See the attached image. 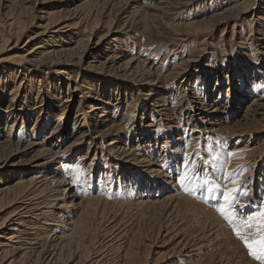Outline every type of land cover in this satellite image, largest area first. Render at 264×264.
I'll return each instance as SVG.
<instances>
[{
    "label": "rangeland",
    "instance_id": "rangeland-1",
    "mask_svg": "<svg viewBox=\"0 0 264 264\" xmlns=\"http://www.w3.org/2000/svg\"><path fill=\"white\" fill-rule=\"evenodd\" d=\"M254 1V8L247 14H232L229 19L221 20L213 19V16L240 4L241 7L246 0H0V32L10 39L5 50L0 49V112L10 105L12 89L17 87L15 110L25 117L26 114L21 112L25 109L30 117L27 122L24 120L22 128L20 120L19 125L15 124L11 130L5 128L6 122L1 123V134L7 135L10 131L13 138L19 133L24 140L32 139V129L39 120L40 131L33 139L37 142L44 140L62 115L58 105L65 97L70 82V92L74 93L72 99L76 102L62 121V131L67 137L64 145H69L74 139L71 133L77 123H74V116L78 109L82 110L79 113H82L80 119L84 127L93 128V137L98 136L107 126L100 118L90 116L89 106L102 102L86 99L82 90L74 92L82 75H86L90 82H96L97 91L91 94L101 98L103 92L111 93L114 103H120L118 109L114 105L116 111L111 117L114 122L123 123V132L113 136L120 146L132 148L141 156L146 154L153 162L160 159L163 149H168L175 161L172 164L169 159L166 167L174 177L172 181L154 180L149 172L157 166L145 167L139 162L141 156L135 160L117 156L110 153L105 144L97 145L98 149L93 145L88 163L84 155L91 142L87 141L83 147L70 153L75 160H70L69 153H64L51 166L47 164L43 170L38 169L40 173L37 175L45 176V180L40 178L43 181L38 183L37 191L44 189V192L39 194L36 206L39 208L34 210L37 215L50 212L47 218L52 219L54 226L53 230L48 229L45 221L41 222L43 216L39 221L28 219L21 227L23 238L29 243L39 236L43 239L55 238L62 235V229L69 224L71 227V222L80 214L91 227L85 236L78 231L73 242L58 244L47 240L38 252L45 256L51 252H57L58 257L62 255L56 264H260L248 254L218 208H225L229 215L241 205L247 207L244 212H238L241 215L264 208V144L260 150L253 151L255 144L264 139V128L249 136L236 129L211 131L202 129L205 124L197 115V108L205 106L203 102H213L218 96L219 112L210 114V111L208 114L211 119L213 115L221 118L226 114L224 112L232 111L229 115L235 116L229 125L233 126L249 114L253 115V108L248 110L251 100L264 97V20H261L264 18V0ZM50 13H54L51 19L56 23L44 32ZM15 19L22 30L17 46L9 26ZM188 24L196 26L197 30H193L195 27L187 29ZM107 34L112 37L97 47L89 46L92 48L84 53L81 67L67 65L76 64L80 59L89 36L91 44H95ZM35 46L48 49V52L60 51L55 61L62 65L36 69L22 63L30 70L29 74L24 73L23 66L19 67L16 61ZM67 48H76L77 54L61 52ZM113 55L124 62L133 60L135 64L141 62L147 69L151 68L159 78L151 76L147 82L156 84L153 86L155 90L149 88L151 84L143 86L141 82L130 81V77L123 79L118 72L88 69L93 61L104 62ZM72 68H77L81 75ZM14 69L17 71H12ZM69 70L71 81L65 75L70 74ZM140 88L147 89L148 95L153 96L140 99L144 98ZM159 97L162 98L158 103L166 105L167 111L151 113L153 107L150 105L156 103ZM42 101L45 113L37 119V115L32 113L35 105H40ZM48 110L50 115L46 117L44 114ZM8 124H12V120ZM151 124L153 126H149ZM259 126H264V120ZM248 137L252 139L247 141ZM111 139L109 136L106 141ZM147 141H152L153 146L150 147ZM94 149L99 151L95 153L96 157ZM176 149L178 151L175 152ZM8 152L0 147V161L9 155ZM23 159L30 158L24 156ZM54 171L57 172L51 177ZM58 171L61 173L57 174ZM185 173L190 178L194 174L198 177L186 181L190 191H185L180 183V177ZM34 175L29 166L7 164L5 169L0 167V189L8 185L14 187L12 182L21 176L32 178ZM206 180L208 185H205ZM133 181L138 183H134L135 189H130ZM154 181H157L158 190L151 186ZM61 184L69 187L67 194ZM217 184L221 187L214 189L209 198L206 187ZM233 188L239 189V192L233 193L236 202L229 205L222 193ZM143 193L149 194L146 204L141 202ZM72 195L77 198L74 210L70 208ZM13 199L14 196L1 199V225L12 212L24 207L23 204L14 205ZM80 202L81 206H78ZM88 202L97 207L91 215L80 211ZM215 223L220 224L227 238L218 231L214 235L216 240L208 242L209 248H201L202 239L199 238L203 230ZM7 228L9 225L0 231V235ZM80 243H83L82 248H79ZM186 243H189L187 247ZM229 244L231 249L227 250ZM64 246L63 252L60 251ZM191 248L199 250L197 256H194L195 252L190 253ZM87 249L92 254L84 260L86 256L83 254L86 255ZM18 259L15 264L21 263ZM31 259L26 264H45L43 256Z\"/></svg>",
    "mask_w": 264,
    "mask_h": 264
},
{
    "label": "bare ground",
    "instance_id": "bare-ground-1",
    "mask_svg": "<svg viewBox=\"0 0 264 264\" xmlns=\"http://www.w3.org/2000/svg\"><path fill=\"white\" fill-rule=\"evenodd\" d=\"M255 4H256V1H254V0H246V3L243 6L240 7V5H241L240 4L236 7H233L232 9H228L227 11H225V12H223L217 16H213V19L227 20L232 16V14H234V15L237 14V16H242V15L250 12L254 8ZM52 16H54V13L48 14V17H50V20H49L48 24L46 25L44 32H47L49 30V28H51V26H53L56 23V20L51 19ZM261 20H264V18H262ZM18 24H20V23H17L16 19H15V21L13 20L9 24L10 28L12 27L11 30L13 32V37L16 38L15 46H17V44L20 40V37L22 35L21 34L22 30L19 28ZM187 26H188L187 29H189L191 27H195L193 30H197L196 26H194V25L188 24ZM88 28H89V26H88ZM208 28H209V26L207 27V29ZM108 32H110V31H108ZM195 32H197V31H195ZM2 33L0 32V49L5 50L7 45H9L7 43L10 41V39L6 38L5 35ZM110 37H112V36L107 34L104 37L100 38L97 43L91 44V41H90L91 36H89L87 38L88 39L87 46L85 48L83 47L84 49H83V52L80 56V59H78L76 64H67V65L68 66H75L76 65V66L81 67L80 63L84 59V53L87 52L88 50H91L90 48L97 47L101 43H104ZM31 40H34V38ZM90 45H93V46L89 47ZM40 48H42L41 51H39ZM47 50H44L43 47L35 46V48L32 51H29L28 54L26 53L27 55L20 57L19 60L16 61V64L19 67L23 66V72L27 73V74L30 73V70L28 68H25V64H27V65L29 64L28 66H30V67L32 66L36 69H40L42 67H47V65L51 66V67L62 65L60 63L59 64L56 63V61H55V60H57L56 55H58V52H60V51L48 52ZM75 50H76V48H70V49L67 48V49H62L61 52L62 53L66 52L67 55L68 54L73 55L75 53ZM36 52H38L37 53L38 56L37 55L33 56V54ZM76 54L77 53H75V55ZM34 57H36V58H34ZM22 63H25V64H22ZM92 63L88 65L89 68L87 66H86V68H88L90 70H101V71L107 70L110 72H118L120 74L119 76L123 77V79L130 77V78H132V79H130V81L141 82L143 86H149V84H151V82H147L148 81L147 79H150L151 76L157 77L155 75V72L153 73L151 68L147 69V67H145L143 65V63L140 62V63L135 64L133 62V60H127L126 62H124L122 59H119L118 57H115L114 55L112 57H108L104 62H98L97 61V63H98L97 64L95 61H93ZM72 69H76L75 73L79 72L78 74L81 75L80 71H77L78 70L77 68H72ZM20 70H19V72H20ZM12 71H17V69H14ZM43 71L44 70H41L40 72L45 73ZM69 72H70V74L66 73L65 75L68 76V78H67L68 81H71L72 80L70 77L71 71L69 70ZM31 77H32V75H31ZM158 78L159 77H157V79ZM94 83H96V82H94V81L90 82L89 79H87L86 75H82V79L80 81V84H78L76 86L74 92H78V91L82 90L83 96L86 99L91 98V99L102 102V104L92 103L89 106L90 107V111H89L90 116L95 117V118H100V121L102 122V124L107 126L106 128L102 129L99 132L98 136L93 137V135H94L93 128L84 127V124H82V120L80 119L82 116V113H79L82 110L80 111V109H78L79 111H77V113L74 116V119H75L74 123H76V122L77 123L74 124V128H73V131L71 133V136L74 139L69 145H67V146L64 145V142L67 141V137H65V135L62 131V124H63L62 121H64V118L66 117L65 115L72 111L73 105L76 102V100L72 99L74 93L70 92V90H71V83L70 82L67 85V92H66V94H64L65 97L61 101L60 105H58V108L62 112V115H61L60 119L58 120L57 125L49 132V134L47 136H45L46 138H44V140H42L41 142H37L36 140L33 139V137L35 138L36 132L40 131L39 130L40 129L39 123H38L39 120L36 121V123L34 124V128L32 129V131L34 133V135L31 134L32 139L27 138L26 140H24L20 137L21 134H20V136L18 135L19 133L16 134L15 137L13 138L11 135L12 133H10V131L8 132L7 135H3L0 133V147L4 148V150H9V152H8L9 155H6L5 158H3L0 161V162L4 161V163L0 164V167L5 169V168H7V164H11V166L13 165L15 167L29 166L31 169H33V173L35 174L32 178L21 176V177H19V179L16 180V182H14V183L12 182V184H14V187H9L10 185H8V186L0 189V197L2 200H4L6 197L14 196V199L12 200L14 205H16V204H23L24 205V207L22 209H20L18 211L15 210L14 212H12L11 215L8 217V219L4 222V224L1 225V223H0V231L9 225V228L6 229L7 231L2 233V235H0V264H7L8 262H9L8 264H13V262L16 259H18V257H19V259H18L19 262L21 260V263H19V264H26V261L30 260L31 258L32 259L33 258L39 259V257H41V256H43V258H45V262H44L45 264H56V261L58 262L62 259V255L58 257L57 252H54V253L51 252V254L48 253L49 256H45L43 253L38 252L40 249H42L45 246V241H47V240L51 241L52 240L58 244H60L62 242H70V241L73 242V240L78 235V231H82V234H84V236H85L89 232V229L91 228V227L89 228L87 222L83 219L82 215L80 214L76 217L75 221L73 220L71 222L73 224L71 227H70V224L68 225L69 227L66 226L67 228L63 227L64 228V229H62L63 234L58 235L57 237L55 236V238L54 237H52V238L44 237V239H43L39 236V237H37V239H34V242H30V243L28 242V240H25L23 238V234H21V230H22L21 227L23 226V224H25V221L28 219H30L31 221H33V220L39 221L40 218L43 216L42 218H44V219L41 218V222H42V220H44L45 221L44 224L49 226L48 229L52 228L51 230H53V226H54V223H52V219L47 218V216H49L47 214H50V212H42V214L37 215V213L34 210V208H39V207H36L38 205L37 198H38L40 193L44 192V189L42 191L41 190L37 191L38 190V187H37L38 183L43 181V180H41L42 178H44V180H45V176L41 177V176L37 175L38 173H40L38 169L43 170V167L46 166L47 164H50V166H51L55 161H57L56 158L59 157L61 154L63 155L64 153L65 154L69 153L68 158L70 160L74 159L70 155V153H72L76 149H80L81 147H83L87 141L91 142V146L89 147L88 152L84 155V158L87 162H88V160H87L88 156L91 153V149H93V145H95V147H96L99 144H105L106 146H104V147H106V149L108 148V151L111 150L110 153L116 154L117 156H120V157H124V158L126 157L127 159L131 158V159L135 160V158H138V156H141V155H139V153H136V151L131 150L132 148L127 149L126 147L120 146V143L117 141V138L113 137L114 133L117 134V133L123 132V129H122L123 123L119 124V123H116L113 120H111V117L113 116V112L116 111V108L117 109L119 108L120 103H118V102L114 103L115 98L112 99V97H110L111 93L107 94V93L103 92L102 95H104V96H102L101 98H98L97 95H95V94H91V92L97 91V88H95ZM153 86H156V84H154V85L151 84V86L149 88L152 90H155V87H153ZM16 89H17V87L12 89L13 91L10 95L12 97L9 101L10 105H7L6 107H4V109L1 110V112H0V124L3 122H6L5 128H10V130L13 128V126L15 124H16V126L19 125V120L21 122V125H20L21 128L24 127V120L26 119V122H27L30 118L29 114H28L29 111H26L25 109H24V111H21L24 114H26L25 117H23V115L21 113H19L15 110L14 104L18 103L17 95H16L18 91ZM140 90H141L140 94H142L144 96V98H140L142 100L149 99V96H151V97L153 96V94L148 95L150 93H148L147 89H141L140 88ZM118 91H119V89H118ZM100 92H101V90H100ZM121 95H122V99H123V97H124L123 93H121ZM83 96H81V97L83 98ZM119 96L120 95H118V97ZM138 96H140V95H138ZM81 97H79V98H81ZM59 98H61V97H59ZM161 98L162 97H159L158 99H156L155 100L156 103L152 102V104L150 105L151 107H153L152 109H150L151 113L157 112V111H159V112L167 111L166 105L158 103V101ZM117 101H119V99ZM203 103H205L203 105H205L206 107L203 106L202 108L201 107L197 108V111H198L197 115L200 117V120H202V123L205 124L203 127L201 126L202 129L208 128L211 131H217V129H219V130H229V129L234 130V129H236V130H239V132L240 131L243 132L244 136H247V135L249 136L250 134L256 132L257 130H261V127L264 128V126H259V123H262L264 120V97L254 98L253 100H251L250 104H249L250 107H248L249 108L248 110L253 108L251 110L253 115L251 116V114H249L247 117H245L243 120H239L233 126L229 125L230 123L233 122V119L235 116L233 114L229 115V114H231L232 111L224 112L226 114L224 116H221V118L213 115L214 118L211 119L210 114H215V113L219 112L218 106H219L220 100H219L218 96L215 97V100L213 102L208 101V102H203ZM114 105H117L116 108ZM111 106H113V107L110 108ZM129 107L131 108V106H129ZM34 110L35 111H34V113H32V115L36 114L37 119L39 117H42V114L45 113L43 101L40 103V105H38V106L35 105ZM32 111H33V109H32ZM130 111L131 110H129V112ZM210 111H211V113L208 114ZM20 114H21V116H20ZM49 115H50V111L48 110V112L46 114H44V116L49 117ZM161 116H162V114H161ZM126 118H127V116H126ZM9 120H12V124H8ZM100 121H98V122H100ZM83 122H84V120H83ZM77 124H78V127H77ZM149 126H153V124H151ZM109 136H111L112 139L110 141H106V139ZM251 139L252 138H250V137L246 138L247 141H250ZM149 140H152V137H149ZM263 140L258 145L255 144L256 146L253 147V151H257V150H260L261 148H263L262 147V144H264ZM27 142H30V143H27ZM147 142L149 143L150 147L153 146L152 141H147ZM123 144H125V143H121V145H123ZM247 144L249 145V143H247ZM97 149H94V157H96L95 153L99 152V151H97ZM176 151H178V149H176L175 152ZM168 152H169L168 149H166V150L163 149V153L161 155H159L160 159H158L154 162L152 160H149L147 158L146 154H144L140 157L139 162L141 164H143L145 167H151L153 165L157 166V168H153V170L151 172H149L150 174H152V177L154 180L166 179V180L172 181V179L174 178L173 175L170 172H168V170L166 168V167H168L169 159H171L172 164H174V162H175L174 159H172L170 157ZM5 154H7V153H5ZM24 156L27 158H30V159H28V160L23 159ZM90 157H92V156H90ZM16 160H19V161L16 162ZM23 160H25V161H23ZM91 160L92 159H90V161ZM56 172L57 171H54L52 173L51 177L55 176ZM59 173H61V171L60 172L58 171L57 174H59ZM46 180H48V179H46ZM47 182H49V180ZM135 182L136 181H133L132 183H130V185H129L130 189H135V186H134ZM154 182H153L154 184H151V186L154 187V189L158 190V186L156 184L157 181H154ZM136 183H138V182H136ZM61 185H64V184H61ZM172 186L174 188L176 187L173 184H172ZM253 186H254V183H252V189H253ZM152 187H151V189H152ZM34 188H36V191L35 190L32 191ZM68 188L69 187H66V184L63 186V190L66 194L69 190ZM141 195H142L141 196V202L145 203V204L148 203L147 200H148L149 194L146 193V195H145L143 193ZM71 198H72V201L70 202V208L73 207L72 210H74V208H75L74 203L77 201V198L75 199V195H72ZM1 199H0V202H1ZM247 199L249 200V198H247ZM64 205L67 206L66 204H64ZM78 206H81V202L78 204ZM237 206H239V205L237 204ZM40 208H41V206H40ZM62 208L63 207H61L60 209H62ZM49 209H52V208L49 207ZM233 209H231V210H233ZM246 209H247V207H240V208H238V210H235V211L237 213L240 211V213H241V212H244ZM96 210H97V207L94 206L93 202H88L85 207L80 209L81 213L82 212L87 213L88 215L95 213ZM48 221H51V222H48ZM6 223L8 224L7 226L5 225ZM206 227H207V230L206 231L203 230V233L201 234V236L199 238V239H202L200 244H202L201 248H203V249L209 248L210 244L208 242L210 240H213V241L216 240V236L214 238V235H216L218 233V231L222 232L223 237L226 236V234H225L226 232L225 233L223 232V230L220 227V224H218V225L216 224L214 226L207 225ZM27 228L29 229L30 227H27ZM70 228H73V230ZM34 230H35V228H34ZM37 233H38V231H37ZM225 238H227V237H225ZM83 239H84V237H83ZM79 242H80V240H79ZM76 243H78V242H76ZM82 244H81V247H79V248L83 247ZM68 245L70 246V244H68ZM84 245H85V243H84ZM188 245H189V243H186L185 247H187ZM228 248L231 249L230 244L227 245V250H228ZM63 249H65V246L62 249H60V251H62ZM197 251H199V250L191 248L190 253L193 254L195 252L194 256H197L196 255V254H198ZM82 252H83V250H82ZM91 254H92V252L89 251V249H87L86 255L83 254L84 257L86 256L84 260H88L89 257H91ZM187 255H190V254H187ZM83 256H82V258H84ZM223 256H224V254L222 255V257H220V260L223 259ZM80 257H81V255H80ZM12 258H15V260L13 259V261L12 260L9 261ZM14 264H15V262H14Z\"/></svg>",
    "mask_w": 264,
    "mask_h": 264
},
{
    "label": "snow or ice",
    "instance_id": "snow-or-ice-1",
    "mask_svg": "<svg viewBox=\"0 0 264 264\" xmlns=\"http://www.w3.org/2000/svg\"><path fill=\"white\" fill-rule=\"evenodd\" d=\"M190 179H198L194 174L193 177H189L187 173L180 177L181 186L185 188V191H190L186 181L190 182ZM209 181H205V185H208ZM221 185L217 184L214 187H206V192L209 198L214 189H219ZM239 189L233 188L230 191L223 192V199L226 204H233L236 202V196L233 193H238ZM240 207H244L241 205ZM221 215L225 216L229 224L232 226L236 237L243 242L245 248L248 250V254L260 264H264V208H261L257 212L249 214H238L236 211H232L229 215L225 208H218Z\"/></svg>",
    "mask_w": 264,
    "mask_h": 264
}]
</instances>
